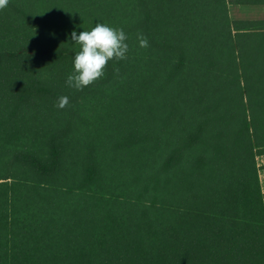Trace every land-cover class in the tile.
<instances>
[{
	"label": "trees",
	"instance_id": "obj_1",
	"mask_svg": "<svg viewBox=\"0 0 264 264\" xmlns=\"http://www.w3.org/2000/svg\"><path fill=\"white\" fill-rule=\"evenodd\" d=\"M97 22L126 59L71 88V32ZM262 155L264 20L226 0L0 9V264H264Z\"/></svg>",
	"mask_w": 264,
	"mask_h": 264
},
{
	"label": "clouds",
	"instance_id": "obj_2",
	"mask_svg": "<svg viewBox=\"0 0 264 264\" xmlns=\"http://www.w3.org/2000/svg\"><path fill=\"white\" fill-rule=\"evenodd\" d=\"M8 0H0V9L7 6ZM141 48L148 46V40L142 34L137 37ZM127 36L123 29L97 22L90 30L77 34L71 32V42L79 46L72 58V71L67 75L65 83L81 90L104 75L109 61L126 59L128 52ZM68 103L67 96L58 98L57 106L63 108Z\"/></svg>",
	"mask_w": 264,
	"mask_h": 264
},
{
	"label": "rangeland",
	"instance_id": "obj_3",
	"mask_svg": "<svg viewBox=\"0 0 264 264\" xmlns=\"http://www.w3.org/2000/svg\"><path fill=\"white\" fill-rule=\"evenodd\" d=\"M229 1L230 0H227V4L229 18L231 21L264 20V5L244 4L238 6L234 1ZM256 163L260 185L264 186V155L256 157Z\"/></svg>",
	"mask_w": 264,
	"mask_h": 264
},
{
	"label": "crops",
	"instance_id": "obj_4",
	"mask_svg": "<svg viewBox=\"0 0 264 264\" xmlns=\"http://www.w3.org/2000/svg\"><path fill=\"white\" fill-rule=\"evenodd\" d=\"M227 1V0H226ZM234 1L236 3V5L241 6L244 4H251V5H264V0H258L257 3H252L250 1L252 0H248V1H244V0H230L229 2ZM255 1V0H254ZM228 7V4H227ZM264 7V6H263ZM239 21H257V20H239ZM261 190L264 193V186H261Z\"/></svg>",
	"mask_w": 264,
	"mask_h": 264
}]
</instances>
